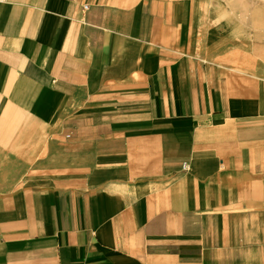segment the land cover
<instances>
[{"label":"crops","instance_id":"0c3cea01","mask_svg":"<svg viewBox=\"0 0 264 264\" xmlns=\"http://www.w3.org/2000/svg\"><path fill=\"white\" fill-rule=\"evenodd\" d=\"M224 14L0 0V264H264V43Z\"/></svg>","mask_w":264,"mask_h":264},{"label":"rangeland","instance_id":"374dc122","mask_svg":"<svg viewBox=\"0 0 264 264\" xmlns=\"http://www.w3.org/2000/svg\"><path fill=\"white\" fill-rule=\"evenodd\" d=\"M223 7L226 16L230 11L237 14L233 20L238 25L239 34L253 36L256 44L264 43V0H215ZM242 38V37H240Z\"/></svg>","mask_w":264,"mask_h":264},{"label":"built area","instance_id":"2783aa9c","mask_svg":"<svg viewBox=\"0 0 264 264\" xmlns=\"http://www.w3.org/2000/svg\"><path fill=\"white\" fill-rule=\"evenodd\" d=\"M85 8H87V6H85ZM188 166H189L188 162H184V163H183V168H184V169H187Z\"/></svg>","mask_w":264,"mask_h":264}]
</instances>
